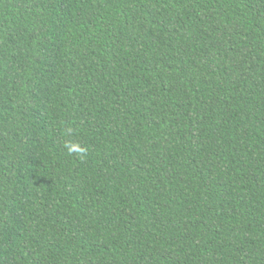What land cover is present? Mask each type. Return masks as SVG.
<instances>
[{
    "label": "trees",
    "instance_id": "obj_1",
    "mask_svg": "<svg viewBox=\"0 0 264 264\" xmlns=\"http://www.w3.org/2000/svg\"><path fill=\"white\" fill-rule=\"evenodd\" d=\"M0 264H264V0H0Z\"/></svg>",
    "mask_w": 264,
    "mask_h": 264
},
{
    "label": "clouds",
    "instance_id": "obj_2",
    "mask_svg": "<svg viewBox=\"0 0 264 264\" xmlns=\"http://www.w3.org/2000/svg\"><path fill=\"white\" fill-rule=\"evenodd\" d=\"M74 150H76V149H74Z\"/></svg>",
    "mask_w": 264,
    "mask_h": 264
}]
</instances>
